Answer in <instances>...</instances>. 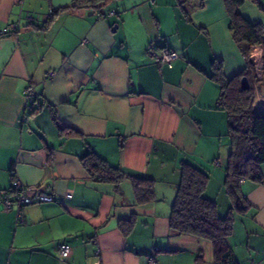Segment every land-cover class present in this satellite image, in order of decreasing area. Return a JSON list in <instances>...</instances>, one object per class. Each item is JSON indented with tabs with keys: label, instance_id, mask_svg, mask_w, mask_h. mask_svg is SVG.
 <instances>
[{
	"label": "crops",
	"instance_id": "1",
	"mask_svg": "<svg viewBox=\"0 0 264 264\" xmlns=\"http://www.w3.org/2000/svg\"><path fill=\"white\" fill-rule=\"evenodd\" d=\"M73 1L0 0V189L17 179L53 197L24 205L21 222L0 205V264H215L209 240L169 226L182 162L208 172L204 196L232 218L233 261L264 264V163L259 180L241 182L244 213L230 212L224 184L228 119L212 73L219 63L230 79L249 60L223 0H103V13L64 9ZM259 1L240 11L264 24ZM9 24L30 30L2 33ZM149 46L177 57L159 66ZM28 84L40 108L26 102ZM88 151L151 179L154 198L138 202L129 179L94 181Z\"/></svg>",
	"mask_w": 264,
	"mask_h": 264
},
{
	"label": "trees",
	"instance_id": "2",
	"mask_svg": "<svg viewBox=\"0 0 264 264\" xmlns=\"http://www.w3.org/2000/svg\"><path fill=\"white\" fill-rule=\"evenodd\" d=\"M102 1L74 0L64 9L88 8L95 13H103L100 10ZM247 1L254 2L261 8L259 0H223L230 18L232 37L249 60L248 70L226 79L221 74L220 64L216 62L218 64L212 73V77L220 84L218 105L226 111L228 119L230 151L225 166L224 184L230 198L229 210L239 213H244L249 207L242 196L241 182L245 179L259 180L260 166L264 163V105L255 106L264 78L255 80V65L250 61L253 47L264 49V24L252 21L241 13L240 7ZM261 70L264 72V62ZM242 76L249 79L248 89L241 88ZM80 160L94 181L118 185L123 179H129L138 202L145 203L154 198V183L151 179L138 176L122 167L112 166L92 151L85 153ZM180 172V181L169 215L170 229L177 234L209 240L215 264H236L231 258L227 241L232 232V218L230 215L221 217L216 202L204 196L208 172L188 162H182Z\"/></svg>",
	"mask_w": 264,
	"mask_h": 264
},
{
	"label": "built area",
	"instance_id": "3",
	"mask_svg": "<svg viewBox=\"0 0 264 264\" xmlns=\"http://www.w3.org/2000/svg\"><path fill=\"white\" fill-rule=\"evenodd\" d=\"M111 14L114 12L111 11ZM52 16V10H49L47 13V18H51ZM19 26L17 24H9L6 27L2 29V33H8L10 31L18 30ZM260 52L258 56L253 58L255 61H253L255 65V80H260L264 78V72L261 70L262 62H264V49H262L259 46L253 47L251 52V56H254V52ZM148 54H150L154 61L159 65H168L171 66L172 62L177 57V52L173 50L172 48H169L168 46H162L159 48H154L152 46L148 47ZM257 55V54H256ZM49 75H52L53 72L49 71ZM24 97L26 99V102L29 103L33 108H40L42 106V100L41 96L36 92L34 87L31 84H28L23 91ZM67 197H70L69 194L66 195ZM53 200V197L51 195H48L44 193L39 187H32V186H24L22 183L15 179L13 184L9 188L0 189V205L5 211H10L12 208H15L17 210V221L21 222V208L24 205L32 204L36 202H42V201H51ZM57 253L59 258L64 259L66 258L70 253V246L66 243H61L58 246ZM99 253V250H95V255ZM146 264H156L155 259L153 256H148L146 258ZM223 264V263H220ZM224 264H233L231 262H225Z\"/></svg>",
	"mask_w": 264,
	"mask_h": 264
},
{
	"label": "water",
	"instance_id": "4",
	"mask_svg": "<svg viewBox=\"0 0 264 264\" xmlns=\"http://www.w3.org/2000/svg\"><path fill=\"white\" fill-rule=\"evenodd\" d=\"M26 30H30V28H20L19 32H25ZM240 85L242 89H248L250 87V82L247 76H242L240 78ZM261 95L264 96V85L260 86Z\"/></svg>",
	"mask_w": 264,
	"mask_h": 264
},
{
	"label": "rangeland",
	"instance_id": "5",
	"mask_svg": "<svg viewBox=\"0 0 264 264\" xmlns=\"http://www.w3.org/2000/svg\"><path fill=\"white\" fill-rule=\"evenodd\" d=\"M253 52V51H252ZM260 52H254V56L252 57L251 55H250V57H251V60L250 61H255L253 58H255L256 56H258V55H256V54H259ZM261 103H262V105H264V99H262V101H261ZM203 264H206V263H203Z\"/></svg>",
	"mask_w": 264,
	"mask_h": 264
}]
</instances>
